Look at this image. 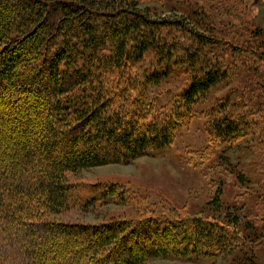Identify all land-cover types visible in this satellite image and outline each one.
I'll return each instance as SVG.
<instances>
[{"label":"trees","instance_id":"16d2710c","mask_svg":"<svg viewBox=\"0 0 264 264\" xmlns=\"http://www.w3.org/2000/svg\"><path fill=\"white\" fill-rule=\"evenodd\" d=\"M159 1L173 19L138 0H0V152L12 163L0 174V264L212 263L260 244L264 228L257 229L246 212L235 213L239 203L223 201L224 183L201 215L100 224L53 218L122 203L119 186L103 184L72 205L78 187L69 179L166 151L193 108L229 79L218 46L224 33L206 10L196 6L178 16L172 0ZM248 32L226 46L237 50L248 41L261 51L264 42ZM236 96L224 93L210 109V136L226 153L210 163L216 170L229 166L242 186L247 178L226 159L249 132L232 115ZM42 116V138L24 142L20 157L12 158V139H28ZM56 148L64 152L60 159L54 158ZM3 157L0 163L7 162ZM251 252L244 264H257Z\"/></svg>","mask_w":264,"mask_h":264},{"label":"rangeland","instance_id":"374dc122","mask_svg":"<svg viewBox=\"0 0 264 264\" xmlns=\"http://www.w3.org/2000/svg\"><path fill=\"white\" fill-rule=\"evenodd\" d=\"M141 7L156 9L162 17L173 19L175 13L168 12L159 0H138ZM179 15L203 8L207 12L216 30L224 33L218 44L224 50L223 56L229 63V79L212 91L199 105L193 108L184 121L183 130L174 138L172 145L164 152L154 156H144L129 164H110L82 171L72 176L69 182L78 187L73 193L72 205L88 200L93 186L114 184L119 186V193L125 196L122 203L97 206L87 213L78 209L69 210L53 217L54 220L67 223L100 224L112 220H127L153 216L201 215L206 205L214 199L218 187L222 188L223 201L229 204L239 203L235 213L248 214L257 229L264 228L260 216L264 214V47L261 51L251 49L248 41L241 48H229L226 45L232 39L238 40L242 31H249L247 36L257 35V43L264 42V0H172ZM172 17V18H171ZM1 19V18H0ZM4 21V19H2ZM6 22V20H5ZM246 36V35H245ZM254 39V38H253ZM146 63H150L147 58ZM232 68V69H231ZM236 71V72H235ZM237 73V74H236ZM160 87V86H159ZM237 93L231 101L236 112L245 121L249 132L242 134L240 149L227 153L226 159L239 169L247 178V183L240 186L229 166L213 169L211 161L215 155L225 153L224 145H218L210 136V109L213 102L227 92ZM160 92V91H159ZM28 136V139L16 137L14 148L9 151L12 158H19L24 142H33L42 138L38 131L42 123ZM37 130V131H36ZM36 131V132H35ZM7 135L9 132L6 133ZM22 138V139H21ZM19 145L20 148H16ZM235 151V150H234ZM54 158L60 159L64 152L54 150ZM8 158L0 163V174L8 172L12 166L10 155L0 152ZM40 158H44L40 156ZM257 189L259 194L247 200L248 195ZM220 190V189H219ZM52 218V219H53ZM263 225V226H262ZM258 246H241L229 255L214 260L188 262L169 258H158L146 264H244L245 255H253L257 264H264V229ZM247 237L246 232L244 234ZM109 264V263H108Z\"/></svg>","mask_w":264,"mask_h":264}]
</instances>
